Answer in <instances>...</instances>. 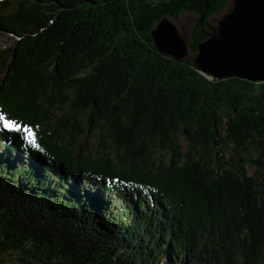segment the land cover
Masks as SVG:
<instances>
[{"label":"trees","instance_id":"obj_1","mask_svg":"<svg viewBox=\"0 0 264 264\" xmlns=\"http://www.w3.org/2000/svg\"><path fill=\"white\" fill-rule=\"evenodd\" d=\"M228 2L0 0V264H264V80L195 60Z\"/></svg>","mask_w":264,"mask_h":264},{"label":"water","instance_id":"obj_2","mask_svg":"<svg viewBox=\"0 0 264 264\" xmlns=\"http://www.w3.org/2000/svg\"><path fill=\"white\" fill-rule=\"evenodd\" d=\"M208 2V0H205ZM230 10L213 25L208 37L198 44L196 65L216 78L237 75L250 80L264 79V0H232ZM205 16L200 19L203 28ZM166 55L177 60L189 54V41L168 17L151 32Z\"/></svg>","mask_w":264,"mask_h":264},{"label":"rangeland","instance_id":"obj_3","mask_svg":"<svg viewBox=\"0 0 264 264\" xmlns=\"http://www.w3.org/2000/svg\"><path fill=\"white\" fill-rule=\"evenodd\" d=\"M159 1L160 0H154V2H159ZM232 4H233V1L229 0L227 5L225 6V8L222 11H220L214 15V17L212 18V22L214 25H216L218 23V20L222 17V15H224L225 13H227L230 10V8L232 7ZM198 17H199L198 13H196L194 11H186V12H182V15L180 16V18L178 20L174 19V18H170V19L177 25L182 36L187 41H190V40H192L193 28H194V26L198 20ZM155 28H156V26H155ZM8 38L12 39L9 36L8 37L7 36H0V50L9 42ZM190 56H191L190 58H193V59L195 58L194 55H190ZM91 142H92V140H91ZM182 144H184V147L186 149L187 144L186 143H182ZM228 154H229V152H228ZM248 172L251 175L256 174V166L248 165ZM81 195L83 198L85 194L81 193ZM10 264H12V263H10Z\"/></svg>","mask_w":264,"mask_h":264},{"label":"snow or ice","instance_id":"obj_4","mask_svg":"<svg viewBox=\"0 0 264 264\" xmlns=\"http://www.w3.org/2000/svg\"><path fill=\"white\" fill-rule=\"evenodd\" d=\"M0 126H2L4 130L9 131V132H20L23 130L24 132L27 133V135L25 136V139L31 138L30 129H25L23 128L22 125H19L16 121L9 120L3 112H0Z\"/></svg>","mask_w":264,"mask_h":264}]
</instances>
